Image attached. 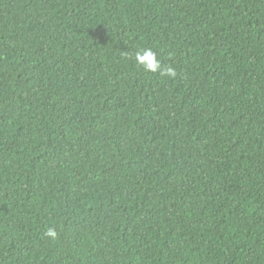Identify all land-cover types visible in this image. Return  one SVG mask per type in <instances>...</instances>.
I'll return each instance as SVG.
<instances>
[{
  "label": "trees",
  "instance_id": "obj_1",
  "mask_svg": "<svg viewBox=\"0 0 264 264\" xmlns=\"http://www.w3.org/2000/svg\"><path fill=\"white\" fill-rule=\"evenodd\" d=\"M0 264H264V0H0Z\"/></svg>",
  "mask_w": 264,
  "mask_h": 264
},
{
  "label": "clouds",
  "instance_id": "obj_2",
  "mask_svg": "<svg viewBox=\"0 0 264 264\" xmlns=\"http://www.w3.org/2000/svg\"><path fill=\"white\" fill-rule=\"evenodd\" d=\"M135 60L138 65H142L146 71L156 72L161 71L162 75L175 77L176 71L173 67H163L161 62L157 59L156 54L151 49H145L142 52L135 54ZM45 235L56 238L57 233L54 228H49Z\"/></svg>",
  "mask_w": 264,
  "mask_h": 264
}]
</instances>
